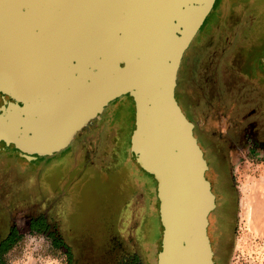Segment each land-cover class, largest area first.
I'll list each match as a JSON object with an SVG mask.
<instances>
[{
    "label": "water",
    "instance_id": "95a60500",
    "mask_svg": "<svg viewBox=\"0 0 264 264\" xmlns=\"http://www.w3.org/2000/svg\"><path fill=\"white\" fill-rule=\"evenodd\" d=\"M217 0H0V150L51 157L123 96L130 157L155 181L157 264H215L209 165L177 99Z\"/></svg>",
    "mask_w": 264,
    "mask_h": 264
},
{
    "label": "flooded vegetation",
    "instance_id": "af4514ba",
    "mask_svg": "<svg viewBox=\"0 0 264 264\" xmlns=\"http://www.w3.org/2000/svg\"><path fill=\"white\" fill-rule=\"evenodd\" d=\"M243 1H217L185 52L178 74L177 99L195 123L216 197L208 227L215 264H232L235 237L248 215L261 213L264 218V208L255 206L264 187L245 203L249 184L240 179L243 170L235 164L248 155L264 157V18L255 20L250 10H243ZM119 101L109 104L97 125L87 126L78 143L51 157L29 160L19 152H1L5 184L0 187V264H10L7 255L32 236H42L52 252L59 251L61 264H153L150 249L157 242L149 217L154 215V181L128 158L132 122L125 108H113ZM59 169L80 174L68 181L75 176L69 174L61 188H46V175ZM110 171L119 179L123 202L99 236L84 242L82 220L69 197L72 185L85 174Z\"/></svg>",
    "mask_w": 264,
    "mask_h": 264
},
{
    "label": "rangeland",
    "instance_id": "374dc122",
    "mask_svg": "<svg viewBox=\"0 0 264 264\" xmlns=\"http://www.w3.org/2000/svg\"><path fill=\"white\" fill-rule=\"evenodd\" d=\"M242 7L243 10H250V15H252L255 20L259 21V19L264 18V0H244L242 2ZM119 99L121 101L117 102L116 106H113V108H119L120 111L122 108H125L124 112H129L132 122L128 138L130 152V137L134 128L135 108L130 97L123 96ZM103 115H105V113H103ZM98 120L99 119L93 121V123L97 125ZM86 130L87 127H85L82 133H80L79 139L74 143H78L81 136L86 133ZM4 150L8 149L0 150V154L1 152H4ZM8 151L18 152L12 149ZM129 152L128 158H131L129 156ZM132 161L135 163L134 160ZM235 162L236 165H241V169L244 171L240 173L243 174V177L240 179L246 184H249V187L244 194V201L247 203L255 198L259 187H264V157L248 155L241 157L240 159H236ZM2 165L3 162L1 161L0 170H3ZM23 168L24 170L27 169V167ZM79 172L80 171L77 170L74 172L69 170L70 175H75L69 180L68 169H66V171L59 169L57 172H49V174L46 175V178H44L43 184L46 188H51L54 185H59L61 188L63 183L67 180L71 181L76 179ZM117 174L118 171L116 175ZM117 180L119 179L118 177H115V171H110V173L105 172V174L100 172V174L94 176L85 174L83 178H80V180H77L72 185L69 197H71V200L75 202L77 206L74 213L79 216L80 220H82L81 229L84 232L82 234L84 242H91L90 240L98 237L99 235L96 234L97 232L101 233V231H103L104 222L111 220L117 215V212L123 202V194L119 192ZM2 184H5V182L0 174V187H2ZM152 188L154 192L151 193L152 198L150 203L153 207L154 215L150 216L149 219L151 220L150 226H153L156 232V234L153 232L155 234V237L153 238L156 239L157 244L154 249L151 247L150 250L153 251V253H151L152 263L157 264V247H159L162 225L158 214L159 202L154 199L155 181ZM142 204L143 207L148 205L146 199H143ZM255 206L260 209L264 208V194L259 200H257ZM142 222L141 218L137 224L139 225ZM243 222L244 223L241 224L242 228L240 229V232L237 233V236L235 237L234 247L231 252V262L232 264H264V218L261 213L257 214L254 212L252 215H248L246 220ZM33 237L36 240H33ZM49 244L50 243L45 241L42 236L37 238L35 236H32V238L26 237L21 241V244H18L19 246L17 249L7 255V260L10 264H61L60 257L62 254L57 250L52 252L49 248ZM133 244L136 246L135 240H133ZM141 256L144 257L145 254L142 252Z\"/></svg>",
    "mask_w": 264,
    "mask_h": 264
},
{
    "label": "crops",
    "instance_id": "0c3cea01",
    "mask_svg": "<svg viewBox=\"0 0 264 264\" xmlns=\"http://www.w3.org/2000/svg\"><path fill=\"white\" fill-rule=\"evenodd\" d=\"M177 92H178V85H177Z\"/></svg>",
    "mask_w": 264,
    "mask_h": 264
}]
</instances>
